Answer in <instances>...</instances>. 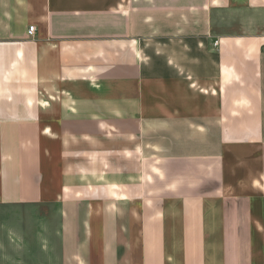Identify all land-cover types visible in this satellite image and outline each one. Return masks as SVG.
I'll return each mask as SVG.
<instances>
[{"label": "crops", "instance_id": "obj_1", "mask_svg": "<svg viewBox=\"0 0 264 264\" xmlns=\"http://www.w3.org/2000/svg\"><path fill=\"white\" fill-rule=\"evenodd\" d=\"M263 46L264 0H0V264H264Z\"/></svg>", "mask_w": 264, "mask_h": 264}, {"label": "rangeland", "instance_id": "obj_2", "mask_svg": "<svg viewBox=\"0 0 264 264\" xmlns=\"http://www.w3.org/2000/svg\"><path fill=\"white\" fill-rule=\"evenodd\" d=\"M6 219H7L6 213L5 212L0 213V223H4ZM4 252H6V254H9V255L12 254L13 255L14 250L12 251V250L8 249L7 251L4 250Z\"/></svg>", "mask_w": 264, "mask_h": 264}, {"label": "built area", "instance_id": "obj_3", "mask_svg": "<svg viewBox=\"0 0 264 264\" xmlns=\"http://www.w3.org/2000/svg\"><path fill=\"white\" fill-rule=\"evenodd\" d=\"M28 33H29V36L33 37L35 34V27H30ZM218 45H219V42H216L215 46H218ZM263 55H264V46H263Z\"/></svg>", "mask_w": 264, "mask_h": 264}]
</instances>
